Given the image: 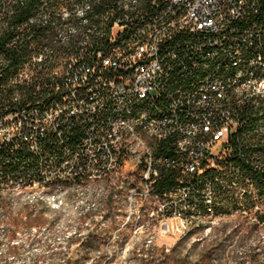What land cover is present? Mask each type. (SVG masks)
I'll use <instances>...</instances> for the list:
<instances>
[{"label":"built area","instance_id":"obj_1","mask_svg":"<svg viewBox=\"0 0 264 264\" xmlns=\"http://www.w3.org/2000/svg\"><path fill=\"white\" fill-rule=\"evenodd\" d=\"M131 1H139L138 12L119 9L120 17L104 18L94 42L81 41L76 56H67L66 47L31 44L35 52L9 81L13 92L0 104V141L14 139L0 157L15 160L14 168L0 164V188L33 182L53 189L56 174H64L66 186L84 188L107 168L111 192L100 217L107 220V204L118 202L120 183L140 174L134 184L137 223L146 214L160 231L184 232L192 228L198 203L211 207L214 223L231 205L243 204L246 188L231 200V134L245 124L239 116L245 104L262 101L264 78L242 81L208 72L200 87L192 86V78L197 66L218 57L264 59V0ZM73 7L72 0H44L43 6L61 23L70 21ZM82 55H90V62H82ZM213 79H220V90H213ZM136 96L149 97V105L126 114ZM181 103H189V113H179ZM152 113H160V120H152ZM138 115L165 136L157 148L168 151L163 175L169 172L175 183L158 192V212L143 210V190L159 179L143 171V142L133 147L121 136L104 137L108 125ZM40 125H48V132H40ZM101 144L111 147L113 162L101 159ZM98 195L87 201L95 203Z\"/></svg>","mask_w":264,"mask_h":264},{"label":"rangeland","instance_id":"obj_2","mask_svg":"<svg viewBox=\"0 0 264 264\" xmlns=\"http://www.w3.org/2000/svg\"><path fill=\"white\" fill-rule=\"evenodd\" d=\"M139 178L123 180L118 202L107 204V220L100 217L111 192L106 179L94 178L95 185L84 188L56 186L58 209L42 198L3 194L0 264H264V203L249 210L231 205L225 218L184 232L160 231L146 214L137 223L135 202L128 201ZM93 194H101L95 203L86 198ZM143 210L158 212L151 202Z\"/></svg>","mask_w":264,"mask_h":264},{"label":"bare ground","instance_id":"obj_3","mask_svg":"<svg viewBox=\"0 0 264 264\" xmlns=\"http://www.w3.org/2000/svg\"><path fill=\"white\" fill-rule=\"evenodd\" d=\"M109 7H104V0H72L74 7L72 8L71 18L76 23L68 21L54 25L53 40L46 43L49 48H57V50H65L67 56H76L79 53V45L91 44L94 37L98 35V29L102 28L105 19L112 17H120V10L123 13L138 12L139 1L131 0H106ZM43 6L37 12H44ZM47 19V18H44ZM78 21V22H77ZM82 62H90V55H82ZM208 72H220V77L235 78L237 80L249 81L251 78H264V59L257 57L233 58V56L218 57L210 63H201L197 66V75H193L192 86L200 87L201 83H207ZM213 90H220V79L212 80ZM264 99V94H262ZM149 105V97L136 96L135 99H129L126 106V114H135L141 106ZM179 113H189V103H181L179 105ZM152 120H160V113H152ZM40 132H48V125H40ZM133 143V147H140V141L143 142V171L153 174L154 178H158L163 174V169H169L168 151L164 148H157V143H165V136L159 133V128L151 126L146 115H138L137 118L120 119V125H108V130H104V137H119ZM8 147H14V139H2L0 141V152H4ZM101 159L105 162H113V150L108 144H101ZM3 164L9 163L15 167L14 159H4ZM96 179H107V168H100L94 173ZM53 180L66 181L64 174L54 175ZM140 182V178L138 183ZM26 183V182H25ZM155 182L149 183V189L143 190V206L148 202L157 205L158 195L153 193L152 188ZM109 185L111 183L108 182ZM6 186V187H5ZM1 184L3 190H12L17 194H22L27 200L37 197L44 198L52 207L61 204L58 198V192L54 194H46L42 189L31 191L26 189L24 184ZM130 202H135V188L128 198ZM211 207H205V203H198L196 214L191 218V226L201 224H212ZM226 216H218L223 219Z\"/></svg>","mask_w":264,"mask_h":264},{"label":"trees","instance_id":"obj_4","mask_svg":"<svg viewBox=\"0 0 264 264\" xmlns=\"http://www.w3.org/2000/svg\"><path fill=\"white\" fill-rule=\"evenodd\" d=\"M43 1L0 0L1 105L4 104V97L13 92L14 88L9 84V81L18 73L23 62L35 52L34 47L40 43H49L53 40L51 27L62 22L60 16L53 12H37L41 6H44ZM45 13H47V19L43 18ZM70 21L76 23L73 18ZM34 69L39 73L41 72L37 66ZM24 88L30 91L32 87ZM239 116L245 119V124L236 127L231 134V182L237 184V186L231 184V193L235 194L237 189L246 188L241 207L249 210L257 202L264 203V99L257 103H246L243 110L239 112ZM2 162L3 160L0 158L2 167L14 168L12 164L2 165ZM158 178L152 188L153 193L157 195L158 192L168 191L175 185L173 176L169 172L165 175L161 174ZM245 179L249 180V184H246ZM65 182L53 180V189L47 186H38L33 182H26L23 187L31 191L42 189V192L46 194H54L58 191L55 187L61 186ZM123 183V181L120 183V187ZM109 186L111 187V185ZM10 192L14 191L3 190L1 187L0 199L3 194ZM237 195H235V201ZM39 198L32 199V201ZM47 204L52 209L61 207V204L57 207Z\"/></svg>","mask_w":264,"mask_h":264}]
</instances>
